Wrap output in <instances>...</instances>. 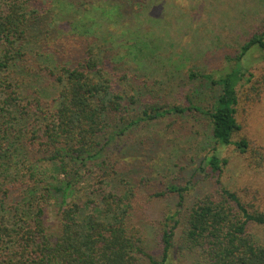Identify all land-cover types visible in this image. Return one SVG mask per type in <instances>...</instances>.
<instances>
[{"label":"trees","instance_id":"1","mask_svg":"<svg viewBox=\"0 0 264 264\" xmlns=\"http://www.w3.org/2000/svg\"><path fill=\"white\" fill-rule=\"evenodd\" d=\"M159 1L0 0V264H176L179 225L188 264H264L260 190L224 185L229 159L218 150L232 146L248 167L264 166V145L238 120L243 100L250 108L258 101L243 99L241 88L253 77L247 56L264 53V20L239 49L214 51L217 70L155 77L171 62L160 65L169 58L148 48L156 39L144 32L166 18L150 15ZM92 6L96 18L86 14ZM113 10L134 32L142 66L116 58ZM200 93L212 100L206 109L190 95ZM173 115L206 116L213 138L196 172H208L214 185L187 205L189 183L145 191L111 162L129 128ZM175 194L178 210L164 218L159 251L148 252L139 218L150 219L152 203Z\"/></svg>","mask_w":264,"mask_h":264},{"label":"rangeland","instance_id":"2","mask_svg":"<svg viewBox=\"0 0 264 264\" xmlns=\"http://www.w3.org/2000/svg\"><path fill=\"white\" fill-rule=\"evenodd\" d=\"M96 12L98 11L95 8L86 10L89 18H96ZM113 12L115 13L113 19L107 23L110 24L109 31L114 35V41H119L118 45H114V49L119 50L116 58L124 63L125 59L130 57L131 61L126 65L133 62L142 66L143 56L140 54L136 57L132 49L134 32L127 30L123 23L117 22L118 16L115 10ZM150 15L160 17L165 15L166 18L164 21L161 20L160 24L152 23L151 27L144 30L148 37L156 39L148 48L167 55L169 60L165 61L164 58L160 62L161 66L171 61L169 67L156 70L154 76L163 75L165 70L170 71L173 76V71H176L178 77L186 80L185 73L190 68L213 72L222 67V61L213 56L214 51L221 47L233 49L241 47L248 35L264 20V0H160L152 8ZM109 44L112 45V41ZM177 52L180 55L176 54ZM178 57L180 64H173ZM246 64L248 68L246 76L249 77L252 73L253 77L241 88V96L247 99L246 94L250 93L248 98L252 97L258 101L250 108L243 100L239 104L238 120L244 124V132L248 137L264 145V53L259 50L252 51L247 56ZM153 74L148 76L151 77ZM153 78H150L151 82H154ZM253 87L255 91L260 87V93L251 91L250 88ZM183 92L189 94V86L186 84L177 95L184 98ZM190 95L196 100L195 104L202 106L203 109L212 103L206 93ZM201 117L193 119L190 115L184 117L173 115L129 128L118 138L111 160L112 164L116 165L119 177L129 178L133 183L142 182L144 190L149 192L161 191L171 184L189 183L186 205L196 196L210 190L214 185V178L208 176V172L199 170L196 172L203 157L210 154L213 148L207 118ZM172 121L175 123L169 127L168 124ZM234 149L232 146L224 145L218 148L220 155L229 159L221 182L238 191L246 187L258 188L264 205V166L248 167L242 156ZM178 200L176 194L157 199L152 203V217L147 220L139 218L145 237V249L148 252L158 253L162 223L166 216L178 210ZM52 216L54 218L53 214ZM259 232L264 237V230ZM180 236L179 225L174 237V260L176 264H188L184 255L183 257L179 255L182 253L179 250ZM140 264L148 263L144 261Z\"/></svg>","mask_w":264,"mask_h":264}]
</instances>
